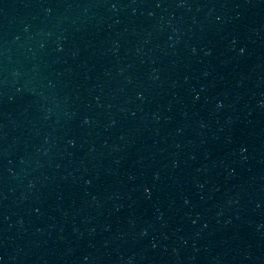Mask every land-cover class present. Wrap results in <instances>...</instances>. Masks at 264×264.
<instances>
[{
    "label": "water",
    "instance_id": "1",
    "mask_svg": "<svg viewBox=\"0 0 264 264\" xmlns=\"http://www.w3.org/2000/svg\"><path fill=\"white\" fill-rule=\"evenodd\" d=\"M0 264H264V0H0Z\"/></svg>",
    "mask_w": 264,
    "mask_h": 264
}]
</instances>
